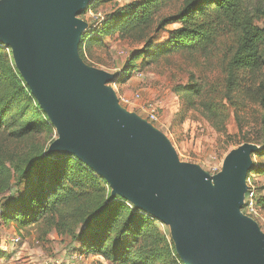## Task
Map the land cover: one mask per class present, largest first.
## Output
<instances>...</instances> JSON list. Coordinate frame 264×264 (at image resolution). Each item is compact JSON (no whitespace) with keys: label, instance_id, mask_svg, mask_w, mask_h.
Wrapping results in <instances>:
<instances>
[{"label":"water","instance_id":"95a60500","mask_svg":"<svg viewBox=\"0 0 264 264\" xmlns=\"http://www.w3.org/2000/svg\"><path fill=\"white\" fill-rule=\"evenodd\" d=\"M91 0H0V42L59 132L50 147L75 154L177 235L185 264H264V232L242 213L257 146L231 152L213 177L180 161L152 123L127 111L107 84L116 75L86 66L78 46Z\"/></svg>","mask_w":264,"mask_h":264},{"label":"rangeland","instance_id":"374dc122","mask_svg":"<svg viewBox=\"0 0 264 264\" xmlns=\"http://www.w3.org/2000/svg\"><path fill=\"white\" fill-rule=\"evenodd\" d=\"M182 1L173 0L165 12L177 11ZM123 4L125 0H105L97 12L105 19L114 9L123 7ZM78 18L88 23L83 34L93 31L99 24V20L95 19L90 11L84 16L79 15ZM105 43V48L96 45L84 46L83 52L79 44L80 59L86 66L116 75L115 82L107 86L116 92L120 104L127 111L136 113L152 123L167 137L176 148L182 163L198 166L208 176L213 177L222 170L226 157L245 143L258 148V151L252 154V162L255 158L260 160L259 153L264 151V73L259 79L263 88L261 95L263 102L255 105L250 100L252 106L240 111L243 117L241 127L235 120L234 109L228 107L224 127L218 128L216 124L219 117L215 119L207 117L208 110L204 103L208 102L210 91L221 83L223 78L220 66L223 50L219 44L207 52L184 50L171 54L154 53L148 66H142L141 71L136 70L128 74L126 71L130 54L134 48L141 50L142 45L133 44L117 36H109ZM0 44L9 52L13 65L33 97L24 100L20 115L21 106L18 107L16 111L18 114L11 120V126L0 129V152L5 154L7 160L12 155L27 158L40 151L51 156H73L80 159L75 154L50 153L52 143L59 138L57 127L19 71L12 47L3 42ZM193 80L196 86L202 89L201 94L196 93L195 88L186 89L192 85ZM121 100H128L129 103ZM148 104H153L157 108L158 120L155 122L148 118L146 111ZM25 122L31 125L34 123V129L26 131L25 135L19 138L14 130H20L22 127L18 126ZM262 159L264 160V157ZM80 160L100 179L99 183L93 186L84 183V189H80L77 194L79 200L84 202L82 211L63 208L57 213L46 215L36 223L3 221L1 213L6 210L8 200L25 193L31 187V183L27 180H12L7 184L0 176V264H128L115 261L108 255L86 256L85 247L80 241L87 230L81 212L87 213L89 209L91 211L95 208L97 203L116 197L125 200L132 208L141 210L150 219L145 224L146 232L140 241L145 239L137 248L144 252L155 248V251L150 253L151 259L153 258L151 264H185L177 249V235L171 224L137 208L130 200L114 194L110 182ZM68 170L75 178L85 179L83 172L69 167ZM260 176L262 177H255L254 181L260 193H263L264 175ZM261 198H264V195ZM241 211L248 215L244 204ZM261 212L264 216V208ZM258 223L264 232V222ZM154 241L155 245L152 244Z\"/></svg>","mask_w":264,"mask_h":264},{"label":"trees","instance_id":"16d2710c","mask_svg":"<svg viewBox=\"0 0 264 264\" xmlns=\"http://www.w3.org/2000/svg\"><path fill=\"white\" fill-rule=\"evenodd\" d=\"M104 1L91 2L81 15L88 11L97 12ZM172 1L125 0L123 7L114 9L99 27L82 35V52L84 46L105 48L109 36L142 45L141 50L134 48L128 59L126 73L132 74L141 71L142 66H148L154 53L207 52L219 44L223 50L220 60L223 78L210 91L208 102L204 103L208 110L206 115L210 119L219 117L216 126L223 128L228 117L227 108L232 107L235 120L241 127L243 117L240 111L252 106L250 100L255 105L263 102L259 79L264 73V0H183L177 11L166 13ZM9 55L0 44V129L11 126L18 107L21 106L20 115L24 100L33 98ZM196 85L193 80L186 89L195 88V92L201 94L202 89ZM34 126V123L25 122L14 133L21 138ZM4 155L0 152L3 181L7 184L12 180L31 183L25 193L6 203V210L1 213L5 223H36L63 208L82 211L84 202L77 194L84 189V183L93 186L100 181L92 169L73 156H51L40 151L27 158L12 155L7 160ZM259 157V161L254 159L248 177L264 175V151ZM68 167L83 172L85 179L72 176ZM263 201L264 198L260 197L261 210ZM85 213L81 212L87 230L80 241L86 256L108 255L115 261L128 264L153 262L150 253L155 248L145 252L137 248L145 239L140 241L146 232L145 224L150 221L141 210L116 197L97 203L84 216Z\"/></svg>","mask_w":264,"mask_h":264},{"label":"built area","instance_id":"2783aa9c","mask_svg":"<svg viewBox=\"0 0 264 264\" xmlns=\"http://www.w3.org/2000/svg\"><path fill=\"white\" fill-rule=\"evenodd\" d=\"M95 0H91V2H94ZM90 2V3H91ZM90 13L92 14V16L95 17V19L99 20V24L97 27H99L101 25V20H104V17L102 16L101 13L98 12H93L90 11ZM124 101V100H121ZM124 103H129L128 100L124 101ZM146 111H147V115L149 120L155 122L158 120V113H157V108L153 105V104H148L146 106ZM247 184H248V189L245 195V199H244V206L247 210V214L254 218L257 222L258 221H262L264 222V216L262 215V210H261V206L259 203V194L257 192V187L254 185V183L251 181L250 177H248L247 179Z\"/></svg>","mask_w":264,"mask_h":264},{"label":"crops","instance_id":"0c3cea01","mask_svg":"<svg viewBox=\"0 0 264 264\" xmlns=\"http://www.w3.org/2000/svg\"><path fill=\"white\" fill-rule=\"evenodd\" d=\"M255 177H257V178H260V177H262V176H260V175H253L252 177H250V179H251V181L254 183V185L257 187V185L255 184L256 183V181H254L255 179ZM257 192H258V194H259V198L260 197H262V195H264L263 193H264V189H262V192L263 193H260V191H259V189H258V187H257Z\"/></svg>","mask_w":264,"mask_h":264}]
</instances>
